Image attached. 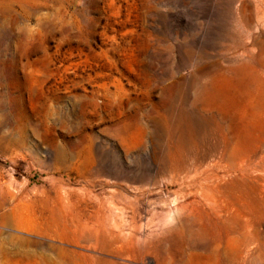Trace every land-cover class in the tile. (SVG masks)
Returning <instances> with one entry per match:
<instances>
[{"label":"rangeland","instance_id":"obj_1","mask_svg":"<svg viewBox=\"0 0 264 264\" xmlns=\"http://www.w3.org/2000/svg\"><path fill=\"white\" fill-rule=\"evenodd\" d=\"M0 264H264V0H0Z\"/></svg>","mask_w":264,"mask_h":264},{"label":"bare ground","instance_id":"obj_2","mask_svg":"<svg viewBox=\"0 0 264 264\" xmlns=\"http://www.w3.org/2000/svg\"><path fill=\"white\" fill-rule=\"evenodd\" d=\"M260 88H262V87L259 86V88H258L257 90H259ZM248 112H249V111H248ZM249 113H250V112H249ZM251 113L256 115V114H258V110H256V109H252ZM254 117H255V116H254ZM98 233H99V232H98ZM98 233L92 234V239H93V240L89 238L90 240L94 241V245L97 244V242L99 241V240H98V238H99V237H98ZM99 235H100V234H99Z\"/></svg>","mask_w":264,"mask_h":264}]
</instances>
